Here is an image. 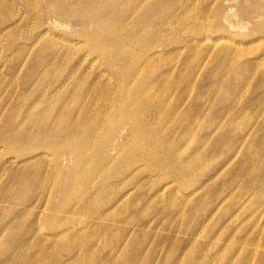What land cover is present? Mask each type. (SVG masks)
Returning <instances> with one entry per match:
<instances>
[{"label":"rangeland","instance_id":"obj_1","mask_svg":"<svg viewBox=\"0 0 264 264\" xmlns=\"http://www.w3.org/2000/svg\"><path fill=\"white\" fill-rule=\"evenodd\" d=\"M24 1L0 0V264H264V0Z\"/></svg>","mask_w":264,"mask_h":264},{"label":"bare ground","instance_id":"obj_2","mask_svg":"<svg viewBox=\"0 0 264 264\" xmlns=\"http://www.w3.org/2000/svg\"><path fill=\"white\" fill-rule=\"evenodd\" d=\"M23 1V0H22ZM123 1V0H122ZM129 1V0H128ZM150 1V0H149ZM24 2H26V1H24ZM27 2H28V0H27ZM26 2V3H27ZM55 2V4H56V9H55V13L57 14V16H61V17H66V18H68L70 15H75V14H79V13H81V9H80V5H79V0H73V1H70V4L68 5L67 4V0H52V3H54ZM139 2V1H138ZM95 3V2H94ZM141 3H142V1H141ZM93 4V3H92ZM53 5V4H52ZM90 6H92L91 4H89ZM131 5V4H130ZM6 6V5H5ZM38 6V5H37ZM54 6V5H53ZM30 7V6H29ZM55 7V6H54ZM4 8V7H3ZM7 8V7H6ZM10 8V7H9ZM28 8V7H27ZM37 7H35V9H36ZM45 9H46V7H44ZM129 8V7H128ZM127 8V9H128ZM133 8V7H132ZM34 9V10H35ZM4 10V9H3ZM10 10V9H9ZM5 11V10H4ZM36 11V10H35ZM84 11V10H83ZM83 11H82V13H83ZM86 11V10H85ZM84 11V12H85ZM5 12H7V10L5 11ZM12 12V11H11ZM27 12V11H26ZM87 12H89V11H87ZM11 14V13H10ZM84 14V13H83ZM82 14V15H83ZM12 15V14H11ZM81 15V16H82ZM87 18V17H86ZM143 23V22H142ZM159 28V27H158ZM160 28H161V26H160ZM159 30V29H158ZM114 32H115V30H103V32L101 33V35L100 36H98V34L96 35L97 37H95L96 39H100V38H102V39H104V40H106V41H109V42H113L114 44H117L118 43V40L120 39V33L118 34H115L114 36H111V34L110 33H112V35L114 34ZM105 33V36L103 35ZM155 34V33H154ZM220 34V33H219ZM95 35V34H94ZM109 35V36H108ZM218 35V34H217ZM152 36H153V34H152ZM155 36V35H154ZM206 36V35H205ZM224 36V35H223ZM215 37V36H214ZM219 36H217V38H218ZM151 39V38H150ZM221 39H222V37H221ZM220 39V40H221ZM68 40V39H67ZM219 40V39H218ZM89 41V40H88ZM147 41V40H146ZM144 43H147V42H144ZM143 43V46L145 45ZM91 44V43H90ZM147 45L148 44H146L145 46H146V48H148L147 47ZM153 46H154V44H153ZM150 47V46H149ZM151 47H152V45H151ZM68 49V48H67ZM144 49H145V47H144ZM144 49H143V51H144ZM112 50V49H111ZM147 50V49H146ZM148 50H150V49H148ZM152 50H153V48H152ZM60 51V50H59ZM142 51V50H141ZM141 51H138L139 52V54H140V52ZM142 51V52H143ZM112 52V51H111ZM110 52V55L112 54ZM124 52H126V51H124ZM146 52H148V51H145V53ZM150 52V51H149ZM148 52V53H149ZM119 53V52H118ZM123 54V53H122ZM127 54L128 53H126V56H127ZM157 54V53H156ZM57 55V54H56ZM104 55V54H103ZM136 56V55H135ZM104 57H105V55H104ZM108 58V57H107ZM109 59V58H108ZM108 59H106V61L108 60ZM112 59V58H111ZM114 59H116L115 57H114ZM110 60V59H109ZM263 60V59H262ZM113 61H115V60H113ZM264 61V60H263ZM107 62H109V61H107ZM110 64H111V60H110ZM114 64H115V62H114ZM134 64V63H133ZM131 65H132V63H131ZM112 66H114V65H112L111 64V67ZM116 66V65H115ZM142 69V68H141ZM144 69V68H143ZM132 70V69H131ZM124 71V70H123ZM122 72V70L120 71V73ZM125 74V73H124ZM123 74V75H124ZM128 73H126L125 74V76L127 75ZM140 75V74H139ZM122 76V75H121ZM137 76V75H136ZM135 77V76H134ZM138 77V76H137ZM137 77H136V79H137ZM140 77V76H139ZM139 77H138V79H139ZM127 78V77H126ZM125 78V79H126ZM129 78H131L130 76H128V79ZM124 79V80H125ZM121 80H123V79H121ZM134 80V79H133ZM129 82V81H128ZM137 82V81H136ZM125 83V82H124ZM132 83V82H131ZM134 83H135V81H134ZM137 84V83H136ZM136 84H134V85H136ZM124 85V84H123ZM133 84H132V86H134ZM153 85V84H152ZM129 86H130V84H129ZM129 86H128V88H129ZM120 87V86H119ZM121 88V87H120ZM125 89V88H124ZM126 93H128L129 91L128 90H126L125 91ZM124 93V92H123ZM148 93V92H147ZM127 95H129V101H130V104H131V106L132 107H134V106H136V105H138L137 103L140 101V99H139V101H135V103H136V105H134L135 103H131V101H132V99H131V92H129L128 94H126V96ZM126 96H125V98H126ZM139 96H141V95H139ZM138 96V97H139ZM104 101H106L105 102V104L103 105V107H102V109H104V110H110V109H112L113 107L115 108V106H119L120 107V109H119V111H121V115H124V116H122L118 121H117V124L119 123V122H121V121H123L124 119L125 120H127V119H130L131 120V122H132V130L134 129V131H133V135L134 136H139V135H141L142 134V132H141V130L139 129L140 127H141V121L138 123V118L140 117V116H138V115H142V113L141 114H138V115H135L136 114V111L135 112H127V113H124L123 112V109L125 108V107H127L128 105H129V103L128 102H126V101H128V100H124V96H120L118 99H115L114 100V98H112L111 99V102L109 103V105L110 104H113L111 107H107L108 106V100H104ZM135 108V107H134ZM103 111V110H102ZM143 111V110H142ZM32 112V111H31ZM84 112V111H83ZM112 112H113V109L112 110H110V112H109V119H107V121L108 120H110V117L112 118L110 121H108L109 123H111V124H109L108 122V124L110 125V127H111V129H110V127H107V128H109L110 130H112V126L111 125H114V118L112 117ZM104 113V112H103ZM102 114V113H101ZM106 114V113H105ZM143 114H144V112H143ZM30 115V114H29ZM99 116H101V115H99ZM106 116V115H105ZM108 117V116H107ZM138 117V118H137ZM103 118V117H102ZM104 119V118H103ZM115 119H118V118H115ZM140 119V118H139ZM143 119V118H142ZM138 120V121H137ZM24 121V122H23ZM31 121V120H30ZM22 122H23V124L26 122H28L27 121V119H26V116H25V119H23L22 120ZM21 122V123H22ZM256 122V121H255ZM101 123H103V121H102V119H99L98 120V122H96V124H93V127H92V129L90 130V133L88 134L89 136H87V138H86V142H88L90 139H91V137L92 136H101V134H102V136H105L104 134H106V133H102V132H104L103 130V128L101 129L100 127L102 126V124ZM85 124V123H84ZM108 124H107V126H108ZM145 124V123H144ZM253 124V123H252ZM256 124V123H255ZM79 125H81V124H79L78 123V127H79ZM104 125H105V123H104ZM150 125V124H149ZM77 126V123H76V125H75V127ZM252 126V125H251ZM103 127V126H102ZM106 127V126H105ZM120 127H121V125H120ZM25 127H22V130L21 131H26V128L24 129ZM40 128V127H39ZM106 128V129H107ZM45 129V128H44ZM70 129V128H69ZM80 129V128H79ZM101 129V130H100ZM68 130V129H67ZM102 131L101 133H99L100 131ZM108 130V129H107ZM248 130H250V129H248ZM248 130H247V132H248ZM29 131V130H28ZM31 131V130H30ZM37 131V130H36ZM40 131V130H39ZM50 131H52V130H49L48 128L45 130V131H43V132H41L42 134H43V136L45 137L44 139H47L48 140V132H50ZM69 131V130H68ZM67 131V132H68ZM106 131V130H105ZM73 132V131H72ZM109 132H112V131H109ZM37 133V132H36ZM50 133H52V132H50ZM53 133H55L54 131H53ZM158 133V132H157ZM40 134V133H39ZM97 134H99V135H97ZM162 134V133H161ZM247 134V133H246ZM249 134V133H248ZM41 135V134H40ZM51 135V134H50ZM107 135V134H106ZM113 135V134H112ZM157 135V134H156ZM24 136H28L27 134H25ZM30 136V135H29ZM32 136L33 137H35L36 136V134H34V132H33V134H32ZM53 136V135H52ZM55 136V135H54ZM153 136V135H152ZM151 136V137H152ZM155 136V135H154ZM251 136V135H250ZM42 137V136H41ZM59 137V136H58ZM134 138V140L136 139V141H138V139L137 138ZM156 137V136H155ZM32 138V137H31ZM75 138V137H74ZM141 138V137H140ZM156 138H159V137H156ZM165 138V137H164ZM39 139V138H38ZM73 139V138H72ZM101 139V138H100ZM104 139H105V143H104V146H105V144L107 143V141H106V139H108V137H104ZM160 139V138H159ZM244 138H242V140H243ZM23 140V139H22ZM28 140H30V138L28 139ZM32 140V139H31ZM59 140V139H58ZM70 140V139H69ZM129 140H131L130 138L128 139L127 137H123L122 138V140H121V142L119 143V147H118V150L119 149H123L124 147H126L127 146V144H129ZM142 140V139H141ZM151 140H153V139H151ZM156 140V139H155ZM245 140V139H244ZM243 140V141H244ZM21 141V140H20ZM33 141V140H32ZM36 141V140H35ZM39 141V140H38ZM158 141V140H157ZM156 141V142H157ZM246 141V140H245ZM24 142V141H23ZM26 142V141H25ZM30 141H28L27 143H29ZM37 142V141H36ZM103 142V141H102ZM138 142H140V141H138ZM159 142V141H158ZM162 142V141H161ZM247 142H248V140H247ZM247 142H246V144H247ZM250 142V141H249ZM160 143V142H159ZM241 143V142H240ZM31 145L32 144H34V143H30ZM36 144V143H35ZM46 144L48 145V143L46 142ZM101 144V143H100ZM161 144V143H160ZM243 144H245V143H243ZM240 145H242V144H240ZM103 146V144H101V146H100V148L103 150V151H106V152H108V150L106 149L107 147L105 146L104 147ZM130 146V145H129ZM152 146V145H151ZM179 147V146H178ZM235 147V146H234ZM152 149H153V147H151ZM163 150V149H162ZM169 150V149H168ZM130 151V150H129ZM150 151H151V149H150ZM178 151V150H177ZM231 151V150H230ZM235 151V150H234ZM256 151V150H255ZM113 153V152H112ZM150 153V152H149ZM179 155H181L180 153H183L181 150H180V153L179 152H177ZM257 153V152H256ZM139 154V153H138ZM137 153H136V155H138ZM150 154H152V152L150 153ZM158 154V153H157ZM156 154V155H157ZM166 154V153H165ZM260 154V153H259ZM259 154L257 155V156H259ZM143 155V154H142ZM253 155V154H252ZM135 156V155H134ZM153 156H155V155H153ZM115 157V156H114ZM130 157V156H129ZM132 157V156H131ZM139 158V156H136V158ZM157 157H159V155L157 156ZM180 157H182V156H180ZM141 158V157H140ZM139 158V159H140ZM170 158H172V157H170ZM177 158V157H176ZM200 158V157H199ZM179 159V158H178ZM203 159H205V158H203ZM203 159H202V161L201 162H203ZM106 160V159H105ZM112 160V159H111ZM114 160H115V158H114ZM166 161H167V159H165ZM165 160H163V162L165 161ZM180 160V159H179ZM182 161V160H181ZM187 161H189V160H187ZM206 161V160H205ZM112 163V161H108V163ZM162 162V163H163ZM169 163H170V161H168ZM168 162H167V164H168ZM105 163V162H104ZM172 163V162H171ZM170 163V164H171ZM160 164L161 163H159V166H160ZM166 164V163H165ZM182 164V163H181ZM180 164V165H181ZM104 165V164H103ZM162 165V164H161ZM187 165H190V164H187ZM202 165V164H201ZM108 166V165H107ZM173 166V165H172ZM182 166V165H181ZM200 166V165H199ZM102 167V166H101ZM110 167V166H109ZM188 167V166H187ZM186 167V168H187ZM189 167H191V166H189ZM104 168V167H103ZM107 170H108V168L107 167H105ZM165 168H167V167H165ZM100 170H101V168H99ZM110 169V168H109ZM182 169V168H181ZM100 170H98V171H100ZM105 170V169H104ZM103 170V171H104ZM107 170H105V172L107 171ZM178 170V169H177ZM186 170V169H185ZM97 171V172H98ZM101 173H102V170L100 171ZM104 172V173H105ZM99 173V172H98ZM103 174V173H102ZM187 175H188V173H187ZM99 176H101V175H99ZM189 177V176H188ZM212 177H214V176H212ZM183 178H184V176H183ZM187 178V177H186ZM211 179V178H210ZM207 182H209V181H207ZM204 183H205V181H204ZM204 183L203 184H201V185H204ZM262 186H263V183H262ZM259 187V186H258ZM197 189V188H196ZM198 189H200V188H198ZM261 189H262V187H261ZM196 193V192H195ZM219 204V203H218Z\"/></svg>","mask_w":264,"mask_h":264}]
</instances>
